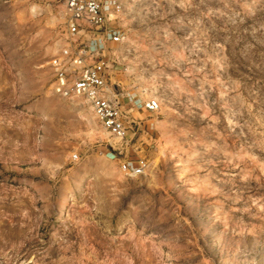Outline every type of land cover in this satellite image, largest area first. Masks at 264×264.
I'll return each instance as SVG.
<instances>
[{
  "label": "rangeland",
  "instance_id": "rangeland-1",
  "mask_svg": "<svg viewBox=\"0 0 264 264\" xmlns=\"http://www.w3.org/2000/svg\"><path fill=\"white\" fill-rule=\"evenodd\" d=\"M64 3L0 0V264H264V0H121L122 148L51 93Z\"/></svg>",
  "mask_w": 264,
  "mask_h": 264
},
{
  "label": "built area",
  "instance_id": "built-area-1",
  "mask_svg": "<svg viewBox=\"0 0 264 264\" xmlns=\"http://www.w3.org/2000/svg\"><path fill=\"white\" fill-rule=\"evenodd\" d=\"M121 9V0H65L61 49L51 61V93L64 100H82L120 148L127 146V133L134 124L128 118L126 98L112 82L113 56L126 39L118 25ZM134 104L148 113L159 110L155 99ZM119 167L127 176H140L147 161L125 158Z\"/></svg>",
  "mask_w": 264,
  "mask_h": 264
}]
</instances>
